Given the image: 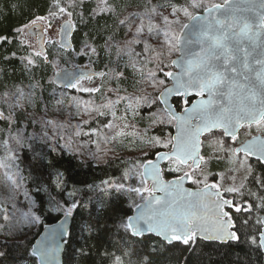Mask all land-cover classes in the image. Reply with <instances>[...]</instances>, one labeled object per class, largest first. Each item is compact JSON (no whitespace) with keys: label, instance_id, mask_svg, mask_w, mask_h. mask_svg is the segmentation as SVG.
Returning <instances> with one entry per match:
<instances>
[{"label":"snow or ice","instance_id":"6c2138e0","mask_svg":"<svg viewBox=\"0 0 264 264\" xmlns=\"http://www.w3.org/2000/svg\"><path fill=\"white\" fill-rule=\"evenodd\" d=\"M82 3L83 0H68L65 6L62 0H53L47 16H36L30 24L25 25L22 29H17V32L27 35L25 29L40 26H43L46 32L53 27V21L67 16L68 19H65L59 26V34L62 37L60 46L68 48L66 37L75 27L71 21L73 12L68 9H74ZM168 8L170 11L167 14L163 11L158 12L153 7L143 13L120 19L119 24L127 27L126 37L130 36V38H126L121 46L119 43H113L110 37L105 46L109 52L114 47L117 57L127 55L132 69L139 72L142 80L152 88L165 85L164 79L157 78L158 73L170 78L172 86L163 87L156 100L166 106L164 111L171 119L184 120L187 123L194 117L198 123L194 130L190 131L185 146L174 151L171 155L158 154L159 159L167 160L170 164L175 165V167L169 168L170 172L182 173L181 175H177L172 181L160 183L158 166L149 162V168L153 173V187L151 189L147 187L127 189L128 192L137 195H141L142 192L148 193V196L141 197L145 201V209H153L154 205L164 203H167V208L158 214L153 211L149 215L146 211H141L136 216H128L120 224V227L126 232H130L133 237H142L145 232H156L157 235L163 236L169 242L182 241L185 245L194 240L197 231L203 233V239L236 241L239 240V236L237 231L231 230L235 228V225L227 209L234 208L238 213L250 212L253 206L251 204L247 207L237 205L233 200L226 199L223 193L243 195L241 190L245 187L244 183L236 184L234 175L227 177L221 175L220 179L223 183L213 182L211 184L207 182V176L203 181L194 180L193 177L198 171L203 174L207 168L208 160L200 154V147L203 143L200 137L213 130H217L221 134L219 138L214 137L208 141L214 152L243 153L245 157L255 155L258 161L264 163V149H261L257 155L256 152L250 150L249 143L243 144L239 148H231L226 145V139L237 141L242 129H250L253 125L257 129H264V0H237V2L222 0L220 3L216 0H185L183 4L172 2ZM105 12L115 14V10L108 0H98L97 7L93 9V15ZM5 39L6 37L0 36V41ZM150 41H155V43H150ZM137 44H143L141 52L135 51L133 45ZM84 50L96 52V48L92 47L87 40L84 41ZM43 52L41 43L33 55L39 57ZM173 55L176 58L169 59ZM25 59L26 66L34 63L31 58L26 57ZM147 64H154L155 67L149 69L145 74L144 68ZM138 65L140 66L138 67ZM170 68H174L176 71L168 70ZM109 71L112 73V78L117 80L124 75L123 72L114 69ZM94 75L102 77L106 73L81 74L79 76L65 74L63 77L64 87L74 88L81 92H99L100 88H88L81 85V81H90ZM52 82L56 83L55 80ZM36 86L34 84L31 87L35 88ZM108 91L114 92L116 99H107L105 104L93 109L99 115H106L107 113L101 109H107L115 117L113 109L116 104L122 101L127 102L130 109L133 104L139 105L142 99H146V96H121L118 88L108 89ZM3 96V103L9 109V116H5L4 112L0 111V119H7L11 122L12 111L23 107L24 101L31 103L32 93H25L23 89L18 88L16 92H6ZM170 97L180 98L176 103L184 106V116L177 115L175 108L169 102ZM191 97L200 99L192 103ZM56 102L57 104L61 103L60 100ZM85 114L90 115V112L86 109ZM84 123L87 124L88 121L85 120ZM104 127L112 129L113 124L109 122ZM124 127L127 128L128 125L125 124ZM122 134L117 131L115 136ZM76 135H80V133L77 132ZM115 136L111 139H115ZM108 139L105 138L104 142L107 143ZM11 141L21 144L20 133H16L14 136L10 135L8 139L4 140V143L8 144ZM155 143H159V141ZM96 148L97 152L101 150L99 144L96 145ZM9 152H11L10 149ZM6 159L7 163L0 161V168L9 169L11 167L13 157L9 155ZM234 163L239 166L235 171L244 169L248 174H251V167L245 168L244 160L237 159ZM8 179L15 188L20 187L18 180H12L10 176ZM244 179L246 180L247 176ZM185 180L203 183L202 190L186 193L188 197L194 198L186 204H180L175 199L168 203L154 195L155 191H165L168 196H172L173 192L168 189H180ZM228 181H232V183L229 184ZM258 183L264 189V179H258ZM57 187H60L59 183ZM114 187L117 191L124 190L123 184H116ZM249 194L253 197L256 196V193ZM67 195L74 197L76 190L73 189ZM258 199L261 203L256 207L264 208V196H260ZM49 204L51 205L49 211L64 212L66 217L71 215L73 208L77 207L74 201L71 207L65 210L54 196L50 197ZM32 206L35 207L34 201ZM136 207L140 208L141 206L137 204ZM201 211L203 215H201ZM0 215L3 216L4 221L11 220L7 209L0 210ZM209 216L213 221L212 228L197 223ZM25 219L30 225L41 223L40 216L33 213L25 214ZM248 223L249 221L245 219L244 225ZM256 224L261 226L256 229L259 235L251 236L250 241L264 250V218H257ZM62 228L63 225H61ZM64 234L66 233L58 232L55 229L50 230L45 241L33 247L31 254L38 258V264H50V257L58 251V245L53 248L51 243H55L57 235ZM9 235H14V233L9 232ZM117 264H120L119 257Z\"/></svg>","mask_w":264,"mask_h":264},{"label":"trees","instance_id":"16d2710c","mask_svg":"<svg viewBox=\"0 0 264 264\" xmlns=\"http://www.w3.org/2000/svg\"><path fill=\"white\" fill-rule=\"evenodd\" d=\"M183 1L160 0V3L179 4ZM62 2L66 6L68 0ZM52 3L53 0H0V36L6 37L0 41V64H3L0 93L7 85L17 81L23 82L28 77L39 82L40 86H56L53 80L46 79V76L50 75L49 60L35 56L34 63L26 66L24 56H27V48L21 43L17 32V29L33 16L47 15ZM91 3L92 0H85L80 10L78 6L69 9L79 21L72 33V47L64 50L71 59L73 58L75 64L85 65L91 59L87 53H81L77 57L73 55L80 50L85 37L88 41H95L99 47L97 54L100 56L104 31H110L101 24L105 17L107 24L111 16L93 19ZM49 58H52L51 53ZM99 62L101 63L102 59L99 58ZM157 78L164 79L165 85L169 83V79L160 73ZM163 86L157 88L156 94ZM179 99H173L178 108L182 106L176 103ZM154 104L163 109L158 100L155 99ZM100 118L99 115L92 118L87 125L97 126L101 122ZM6 125L7 121L0 119L1 139L5 138L2 128ZM150 131L161 137L167 131L172 132V124L157 123ZM160 148L162 147H154L149 156ZM14 160L25 189L31 201L35 202L34 212L40 216L41 223L37 224L33 231L19 238L0 239V253H3L0 255V264H37L36 257L30 253L32 241L43 223L52 222L63 213L49 211V200L53 196L65 210L71 207L74 201L77 204L66 238L63 264H117L118 257L120 264H264L262 250L250 241L251 236H258L256 229L261 226L256 224V220L264 213V208L256 207L261 203L258 197L264 196V189L258 183V179H264V164L258 160H253L250 164L251 174L243 182V195L233 193L237 205L253 206L250 212L238 213L234 208L230 209L239 240L218 242L196 239L187 245L182 241L166 243L151 233L133 237L130 232L120 227L133 205L142 200V196H146L145 192L137 195L127 191L128 188H144L145 181L139 166L140 161L142 164V157L138 169L133 168V163H137L133 157L115 156L96 162L82 159L79 154L66 148L53 147L43 139L31 137L19 145ZM215 166L214 164L212 168ZM165 175L172 176V173L166 170ZM116 184H123L124 190L117 191L114 187ZM73 189L76 190V195L68 196L67 193ZM249 193H256V196L253 197ZM245 219L249 221L247 225H244Z\"/></svg>","mask_w":264,"mask_h":264},{"label":"rangeland","instance_id":"374dc122","mask_svg":"<svg viewBox=\"0 0 264 264\" xmlns=\"http://www.w3.org/2000/svg\"><path fill=\"white\" fill-rule=\"evenodd\" d=\"M84 1L85 0H83V2ZM92 1L93 3L90 5L91 17L95 19L96 17L99 18V16H111L107 24H105L107 20L106 17L102 19L103 23L101 24L102 27H108L110 31H104L100 56L97 54L99 47L95 44V41H91L92 39L88 41L86 37L84 41L87 40L92 47L96 48V52L92 53L90 50H84L83 41L80 50L76 51L77 53H73V55L77 57L81 53H87L91 59H89V62L85 65L94 64L96 67L105 70V76H93L90 81H81L83 87H97L100 88V91L89 93L81 92L74 88L66 90L51 85L40 86L39 82L28 77V79H24L23 82L17 81L11 85H7L4 91L0 93V110L4 112L5 116H9V109L7 105L3 103L4 93H14L18 88L23 89L25 93H32L31 103L24 101L23 107L16 108L12 111L11 122L4 119L7 121L5 128H2V135L5 138L1 139L0 137V161L7 163L8 161L6 158L9 155L13 157L9 169L0 168V210L7 209V213L11 217L10 221H4L3 216L0 215V225H3V227H0V239L6 237L19 238L22 235L24 236L25 233L33 231L37 225H30L25 219V214H35V212L31 198L25 189L24 182L21 180L19 169L16 163H14V156L17 154V149L20 144H16L15 141H11L8 144L4 143V140L8 139L10 135L14 136L16 133H20L22 137L21 143L27 141L31 137H37L45 140L53 147L66 148L79 154V157L82 159L96 162L115 156H123L125 158L133 157L137 161V163H133V168L135 169H138L137 167L141 157L143 162L145 159L153 156H149V153L154 147L161 146L164 149H168L171 145L170 132L167 131L164 135L159 137L157 134L150 131L152 126H155L157 123L172 124L173 122V119H171L163 109L154 104L158 87L152 88L142 80L141 74L134 71L130 66L129 57L127 55L117 57L114 47L111 52H109L105 46L106 41H108L110 37L113 43H119L121 46H123L126 38H130V36L126 37L128 31L127 27L119 24L120 19L143 13L147 9L153 7H155L158 12L163 11L167 14V12L170 11L168 8L169 4L162 5L160 0H108L109 4L114 8L115 14L105 12L100 15H93V9L97 7L98 0ZM221 1L222 0H216V2ZM183 3H185V0L179 4ZM81 5L82 4H78V10H80ZM36 16L44 15L33 16L29 21L22 24L19 29L30 24ZM64 19H68V17L64 16L53 21V27L46 32L43 27L46 36V48L48 50H46V56L50 63V75L46 76L47 80H52L55 71L63 66L78 65L75 64L73 58L71 59L66 54V49L64 50L58 43L59 24ZM181 19H183V17H181ZM71 21L75 26L74 29H76L79 21L76 15H72ZM18 37L20 41H24L22 44L27 48V56H24V59L27 57L34 61L35 56L33 53L37 50L35 39L28 33L27 35L18 33ZM145 39H147V37H145ZM150 43L154 44L155 41H150ZM133 47L137 52L143 50V44L133 45ZM50 53L52 54V58H49ZM41 56L45 59V54ZM172 57L169 59H172ZM99 58L102 59L101 63L99 62ZM2 65L1 63L0 74L1 70H3ZM139 66L140 65H138V67ZM154 67V64H147L144 68V73L147 74L148 70L154 69ZM110 69L123 72L124 75L118 80L112 78V73L109 71ZM34 84L37 86L32 88L31 86ZM116 88L120 90L119 95L121 96H146V99H142L139 105L133 104V107L130 109L128 108L127 102L122 101L116 104L113 109V111H115V117L107 109H101L107 113L106 115H99L93 109L105 104L107 99L115 100L116 94L114 92H109L108 89ZM57 100H60L61 103L57 104ZM86 109L90 112V115L85 114ZM98 115L101 116V122H99L97 126L92 127L88 126V123H84L85 120L89 122ZM49 121L52 123L49 124ZM109 122L113 124L112 129L104 127V125ZM125 124L128 125L127 128L124 127ZM117 131L123 134L115 136ZM77 132H79L80 135H76ZM256 132L264 133V129H257L255 125L250 129H242L237 141L233 142L230 139H226V145L227 147L234 148L249 135ZM45 133H47V135H45ZM84 133L88 134L85 135ZM220 135L219 131L216 130L202 136V155L208 160V165L203 174L198 171L193 179L203 181L204 177L207 176V182L215 181L217 183H223L220 179L221 175L225 177L234 175L236 177L235 183L240 184L245 181L244 177H248L249 174L244 169L235 171L239 166L235 164L234 161L237 159L244 160L245 168H247L249 166L251 167L250 164L254 162L253 160L255 159L245 157L243 153L233 154L228 151L214 152L213 147L209 146L208 141L214 137L219 138ZM113 136H115V139H111ZM105 138H109L107 143L104 142ZM156 141H159V143H155ZM97 144L100 145L101 150L99 152H97ZM9 149L11 152H9ZM214 164L216 166L212 168ZM139 166H141V161ZM172 167H175V165L170 164L168 161L163 165L162 171L165 177H169L165 175V171H169V168ZM171 173L172 176L182 174L177 172ZM9 176L12 180H18L20 182L19 188H15L8 179ZM191 183L195 186L203 185L202 182L193 183L191 181ZM228 183L230 184L232 181H228ZM145 187L150 189L147 182L144 184V188ZM25 193H27V195H25ZM145 194L147 195V192H145ZM227 194L229 196L231 195L234 199L233 193ZM9 232H13L14 235H9Z\"/></svg>","mask_w":264,"mask_h":264},{"label":"water","instance_id":"95a60500","mask_svg":"<svg viewBox=\"0 0 264 264\" xmlns=\"http://www.w3.org/2000/svg\"><path fill=\"white\" fill-rule=\"evenodd\" d=\"M234 2H237V0H234ZM218 3H220V2H218ZM64 20L61 21L60 24H63ZM60 24H59V26H60ZM73 30H71L70 35H68L66 37V41L69 44V47L63 48V49L67 50V49H70L72 47V45H73V41H72ZM25 31L35 39L37 50L39 48V45L41 43L43 44V50H44L43 54H45V56H46V50H47L46 40H45L46 36H45V32L43 30V26H40L38 28L25 29ZM61 39H62V37L59 34V30H58V43L59 44H60ZM175 58H176V56L172 57V59H175ZM47 59H48V57H47ZM169 70L176 71V69H174V68H170ZM101 72L105 73V70L102 68L96 67L94 64H90V65L78 64V65H74V66H63V67H61L55 71V73L53 74L52 80L56 81L55 85L58 86L59 88H64V89L69 90L72 88L64 87L63 77L65 74H67L68 76H79L81 74H93V73H101ZM168 79H169V83H167L163 87H171L172 86V80L170 78H168ZM162 88L159 90L157 96L159 95ZM174 98L175 97L169 98V102H170L171 106L173 108H175L177 115L184 116L185 115L183 113V107L184 106L182 105L180 108H178L174 103V100H173ZM199 99H200L199 97H192L191 102L195 103ZM160 104L163 107V109H165L166 106L162 103H160ZM189 107H190V105H189ZM197 123H198V121L194 117L187 123L184 120H174L173 119L170 147L168 149H164V148L157 149L154 152L152 157L147 158L142 162L141 175H142L144 181L148 183L150 189L153 187L154 181L152 179L153 173L151 172V169L149 168V162L156 164L158 166L160 183H166L168 181H172L177 175L176 176H169V177H165L163 175L162 167H163V164L165 162H167V160L159 159L158 154L171 155L174 151H177L182 146H185V144L188 142L190 131L194 130V127ZM213 131H216V130H213ZM200 139L202 140V136L200 137ZM246 143H249L250 144V150L253 152H256L258 155L260 150L264 149V133H261V132L253 133V134L249 135L247 138H245L242 142L237 144L234 148H239L241 145L246 144ZM200 154L202 155V144L200 147ZM249 157L251 159L257 160L255 155L249 156ZM179 175H181V174H179ZM190 182L191 181H189V180H185L180 189H168V191L173 192L172 196H168L167 192H165V191H155L154 195L161 197V199L163 201H167L168 203H171V201L173 199H175L180 204H186L189 200L194 199V198L188 197L186 195L187 192H189V191L190 192H196L198 190L203 189V185L194 186V185H191ZM213 182H215V181H210L208 183L211 184ZM223 195L225 196L226 199L234 201L232 196L225 195V193H223ZM146 196H148V193ZM149 199H151V197H149ZM137 204H139L141 207L137 208L136 207ZM144 205H145V201L143 199L138 201L137 203H135L132 207L131 212L127 215V217L128 216H136L141 211H146L149 215L153 211H155L158 214L159 212H162L167 208V203H164L161 205H154L153 209H145ZM230 209L231 208L227 209L229 211V214H230ZM73 212H74V208L72 209L71 215H68L67 217L65 216V214L63 212L56 220L49 222V223H43L39 233L35 236L34 240L31 243L30 253H32L34 246L41 244L42 241H45V238L49 235L50 230L55 229V230H58V232H63L66 234L57 235L55 238V243H51V247H53V248H55L58 245V251L53 253L52 256L50 257V264H63L65 243H66V238H67V236L70 232V229H71V224H72V220H73ZM201 215H203L202 211H201ZM127 217H126V219H127ZM260 218H264V213L260 215ZM197 223L201 226H204V227H208V228L213 227V221L211 220L210 216L207 219H202V220L197 221ZM233 223L235 225L234 219H233ZM61 225H63L62 229H61ZM145 227H146V225H145ZM231 230L236 231L235 228H233ZM148 233H151L155 236H158L160 239H162L166 243L175 242V241L169 242V240H166L163 236L157 235L156 232H145L144 235L148 234ZM202 236H203V233L197 231V235L195 236L194 240H192V241L194 242L196 239H202L205 241L227 242L230 240V239H225L222 241L219 239H203ZM262 255H263V261H264V250H262ZM36 261L38 264V258L37 257H36Z\"/></svg>","mask_w":264,"mask_h":264},{"label":"flooded vegetation","instance_id":"af4514ba","mask_svg":"<svg viewBox=\"0 0 264 264\" xmlns=\"http://www.w3.org/2000/svg\"><path fill=\"white\" fill-rule=\"evenodd\" d=\"M84 65V64H83ZM225 195H228L227 193H225ZM229 196V195H228ZM231 196V195H230Z\"/></svg>","mask_w":264,"mask_h":264}]
</instances>
